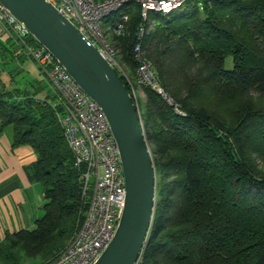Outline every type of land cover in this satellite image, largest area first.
Returning a JSON list of instances; mask_svg holds the SVG:
<instances>
[{"label": "trees", "instance_id": "16d2710c", "mask_svg": "<svg viewBox=\"0 0 264 264\" xmlns=\"http://www.w3.org/2000/svg\"><path fill=\"white\" fill-rule=\"evenodd\" d=\"M150 14L160 15L159 27L141 38L137 1L123 3L103 19L131 68L137 69L133 50L140 42L170 90L164 59L172 38L191 63L202 66L188 80L185 97L174 92L185 116L148 91L143 118L161 156L155 162L160 191L138 264H264V0H185L176 10ZM0 50L25 57L12 42H0ZM119 75L133 97V88ZM207 94L224 105L241 101L238 117L220 119L200 106ZM34 96L0 83L2 125L13 124L15 144H28L37 153L26 172L44 185L46 198L35 228L9 234L0 243V264H23L27 257L53 260L82 217L85 166L76 165L53 107ZM169 170L181 175L172 182L178 185H172L174 191L164 182Z\"/></svg>", "mask_w": 264, "mask_h": 264}, {"label": "built area", "instance_id": "2783aa9c", "mask_svg": "<svg viewBox=\"0 0 264 264\" xmlns=\"http://www.w3.org/2000/svg\"><path fill=\"white\" fill-rule=\"evenodd\" d=\"M70 19L102 52L127 81L122 54L116 40L109 39L103 19L129 0H47ZM146 19L151 11L170 12L185 0H135ZM128 20V16H124ZM123 25L115 28L121 33ZM140 28L139 38L143 36ZM35 41L37 43H35ZM0 42H12L17 53L28 57L38 68L48 95L34 96L48 103L58 121L77 166H85L81 175V219L64 250L43 264H94L112 241L126 201V184L118 144L101 106L88 95L71 74L41 45L26 26L0 3ZM138 62V88L155 92L179 115H186L180 104L168 94L158 74L138 42L134 47ZM124 62V61H123ZM124 64V63H123ZM133 97L137 98L135 89Z\"/></svg>", "mask_w": 264, "mask_h": 264}, {"label": "water", "instance_id": "95a60500", "mask_svg": "<svg viewBox=\"0 0 264 264\" xmlns=\"http://www.w3.org/2000/svg\"><path fill=\"white\" fill-rule=\"evenodd\" d=\"M103 109L126 184L116 233L94 264H138L156 211L157 170L135 101L102 52L47 0H0Z\"/></svg>", "mask_w": 264, "mask_h": 264}, {"label": "crops", "instance_id": "0c3cea01", "mask_svg": "<svg viewBox=\"0 0 264 264\" xmlns=\"http://www.w3.org/2000/svg\"><path fill=\"white\" fill-rule=\"evenodd\" d=\"M0 59L17 61L20 68L26 70L30 82L25 83L23 89L40 97L48 95L36 64L28 57H15L14 54L0 50ZM15 134V126H3L0 119V243L9 234L35 228L37 220L45 213L44 185L31 181L26 172L27 167L36 161L37 153L28 144H15ZM43 262L41 257H27L23 264Z\"/></svg>", "mask_w": 264, "mask_h": 264}, {"label": "rangeland", "instance_id": "374dc122", "mask_svg": "<svg viewBox=\"0 0 264 264\" xmlns=\"http://www.w3.org/2000/svg\"><path fill=\"white\" fill-rule=\"evenodd\" d=\"M183 4H181V6H179V7H182ZM178 8H175V9L173 8V10H176ZM173 10H171V11H173ZM141 17L143 19V22H142L143 24L141 25V27H143V30H144L143 36L147 35L150 32L152 33L153 31L156 30V28L159 27V21H158V19L160 18L159 14L148 13V15H147L148 18L145 19L142 16V11H141ZM108 37H109V39L114 38L112 31L111 32L109 31ZM35 43H37V42L35 41ZM171 43H172L173 47L170 50V53H168L166 55L167 57L164 60L168 64L169 69H166V70L168 71V73L170 70V74H171L170 80L172 79V81H171L172 84L169 83L170 84V90L166 89L163 85L162 86H163L164 90L168 94H170L172 96V98L176 101L177 98L175 99L174 92L177 91L180 94V98L185 97L187 95V87L189 86L188 80L190 78L194 77L196 74H198V71L202 65L199 63H196V62L191 63L187 59V57H185L186 51L183 48H180V46L177 44L178 40L176 38H172ZM121 64H122V66H125L124 68L122 67V69H124L125 72L128 74V78H129L128 83L137 92V98H136V100L134 98V101H135V104L138 108V113L141 117L142 124H143L144 130H145V135L147 138V142H148V145L150 147V151H151L154 163H155V162L159 161L158 159L161 158V156L158 152L156 153V151L158 150L157 149V143L155 142V140L152 136L151 127L146 125V120H144V118H143V117H145L144 112L146 111L145 109H143V107L146 104L150 103V101H149L150 99L148 96L149 89H145V88L139 89L138 88L136 70H133L131 68V66L123 59V56H122ZM17 70L19 72H17ZM28 81L30 82V76L28 75L26 70H23L22 68H20V65L17 61L8 62V61H4V60L0 59V83L6 84L7 88H9V89H14V88L23 89L25 83H28ZM159 81L161 83L160 78H159ZM160 99L163 100L165 103H167V101H165L164 99H162V98H160ZM177 100L180 102V106H181L182 102L179 100V98ZM221 102L222 101L219 97H212L211 94H207L206 97H202L200 99L199 104H200V106L207 107L209 110L213 111L212 113L217 118L224 119V120L230 119V121L235 120L238 116H234V114L236 112H238V110H239L238 107L241 106V101H238L237 99H235V100H233V104H228V105L220 104ZM195 104L197 107H199L198 102L197 103L195 102ZM168 105H170V104H168ZM182 110L185 113L187 112V110L185 111L183 108H182ZM156 170H157V168H156ZM157 176H158V174H157ZM180 177H181V175H180L179 171L169 170L168 176L164 177V182H165V184H168L169 190L174 191V189H172V187H173L172 185H174V188L178 189V185H175L172 182L179 181ZM160 180L161 179L159 178V182H160ZM158 184L159 183H158V178H157V193L160 191V189L158 190ZM171 203H172V205L174 204V200L172 198H171ZM68 241H69V239L67 240L65 247H66ZM169 264H173V263H169Z\"/></svg>", "mask_w": 264, "mask_h": 264}, {"label": "clouds", "instance_id": "9594fccd", "mask_svg": "<svg viewBox=\"0 0 264 264\" xmlns=\"http://www.w3.org/2000/svg\"><path fill=\"white\" fill-rule=\"evenodd\" d=\"M134 99V98H133Z\"/></svg>", "mask_w": 264, "mask_h": 264}]
</instances>
